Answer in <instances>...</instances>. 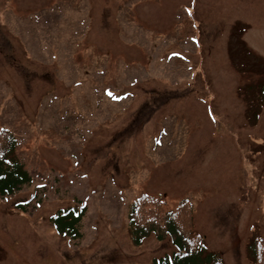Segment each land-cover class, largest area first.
Returning <instances> with one entry per match:
<instances>
[{
    "label": "rangeland",
    "instance_id": "rangeland-1",
    "mask_svg": "<svg viewBox=\"0 0 264 264\" xmlns=\"http://www.w3.org/2000/svg\"><path fill=\"white\" fill-rule=\"evenodd\" d=\"M264 0H0V132L31 184L0 196V264H152L142 196L191 207L222 264L264 239ZM111 93V95H109ZM251 101V102H249ZM86 205L82 237L51 217Z\"/></svg>",
    "mask_w": 264,
    "mask_h": 264
},
{
    "label": "trees",
    "instance_id": "trees-1",
    "mask_svg": "<svg viewBox=\"0 0 264 264\" xmlns=\"http://www.w3.org/2000/svg\"><path fill=\"white\" fill-rule=\"evenodd\" d=\"M253 101L264 104V81L248 87ZM251 102V101H249ZM31 176L17 156V140L6 130L0 132V196L14 194L31 184ZM179 207L176 211H163L161 199L142 196L129 211V231L132 243L140 246L151 234L163 239L172 238L178 252L172 256L155 259L152 264H222L215 253L209 252L205 237L194 232L191 207ZM87 213L86 205L59 210L53 217L57 233L65 238L77 240L82 237L80 223ZM253 264H264V239H256L249 245Z\"/></svg>",
    "mask_w": 264,
    "mask_h": 264
},
{
    "label": "snow or ice",
    "instance_id": "snow-or-ice-1",
    "mask_svg": "<svg viewBox=\"0 0 264 264\" xmlns=\"http://www.w3.org/2000/svg\"><path fill=\"white\" fill-rule=\"evenodd\" d=\"M109 95H111V93H109Z\"/></svg>",
    "mask_w": 264,
    "mask_h": 264
}]
</instances>
